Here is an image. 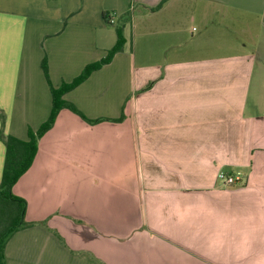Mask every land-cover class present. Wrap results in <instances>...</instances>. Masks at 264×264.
Segmentation results:
<instances>
[{"label":"crops","instance_id":"1","mask_svg":"<svg viewBox=\"0 0 264 264\" xmlns=\"http://www.w3.org/2000/svg\"><path fill=\"white\" fill-rule=\"evenodd\" d=\"M162 2L0 0V111L24 141L52 112L43 59L72 82L133 12L65 96L106 121L63 110L15 185L33 225L6 264H264V0Z\"/></svg>","mask_w":264,"mask_h":264},{"label":"trees","instance_id":"2","mask_svg":"<svg viewBox=\"0 0 264 264\" xmlns=\"http://www.w3.org/2000/svg\"><path fill=\"white\" fill-rule=\"evenodd\" d=\"M166 1L167 0H163L157 8L151 10L159 9ZM105 17L108 24L112 25L109 22L110 16L106 15ZM132 17L133 12L131 11L122 16L117 26V43L108 52L107 56L98 62L87 65L81 75L70 83H63L58 88L54 87L49 75L48 59L46 57L43 59L42 69L50 86L53 107L49 119L42 124L37 131H29L28 140L24 141L13 136L5 135L4 128L6 118L3 112L0 111V119L2 122L0 141L3 142L6 147L3 176L0 181V264H6L5 248L10 238L21 229L33 225L25 219L27 202L25 199L15 195L14 187L21 177L32 167L38 153L39 141L41 138L55 126L63 110H70L90 125H96L106 121V119L103 118L96 120L89 119L74 103L66 100L65 96L87 81L94 72L110 64L113 58L123 51L126 43L124 27L126 23L132 20ZM122 119L123 118L119 121Z\"/></svg>","mask_w":264,"mask_h":264},{"label":"built area","instance_id":"3","mask_svg":"<svg viewBox=\"0 0 264 264\" xmlns=\"http://www.w3.org/2000/svg\"><path fill=\"white\" fill-rule=\"evenodd\" d=\"M109 22L111 24L115 23L114 19H110ZM220 178L225 182V185L227 186H234L241 180V175L237 174L236 176H231V175H226V174H221Z\"/></svg>","mask_w":264,"mask_h":264},{"label":"rangeland","instance_id":"4","mask_svg":"<svg viewBox=\"0 0 264 264\" xmlns=\"http://www.w3.org/2000/svg\"><path fill=\"white\" fill-rule=\"evenodd\" d=\"M115 30H116V34H117V29L115 28Z\"/></svg>","mask_w":264,"mask_h":264}]
</instances>
